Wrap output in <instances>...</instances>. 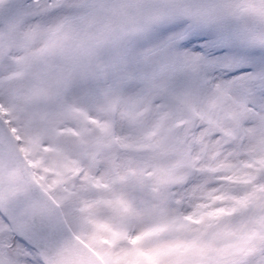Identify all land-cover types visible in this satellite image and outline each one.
<instances>
[{"label": "snow or ice", "instance_id": "1", "mask_svg": "<svg viewBox=\"0 0 264 264\" xmlns=\"http://www.w3.org/2000/svg\"><path fill=\"white\" fill-rule=\"evenodd\" d=\"M16 73L76 78L82 102L184 149L191 172L170 193L181 217L231 206L212 201L241 195L237 174L264 194V0H0V101ZM0 229L8 261L44 264L3 214ZM233 264H264V241Z\"/></svg>", "mask_w": 264, "mask_h": 264}, {"label": "rangeland", "instance_id": "2", "mask_svg": "<svg viewBox=\"0 0 264 264\" xmlns=\"http://www.w3.org/2000/svg\"><path fill=\"white\" fill-rule=\"evenodd\" d=\"M75 79L49 86L36 73L13 74L0 117L52 209L102 264H233L264 241V194L248 188L253 176L227 178L241 195L212 203L231 206L181 217L170 193L193 159L165 136L131 130L111 110L82 102ZM2 231L0 260L12 264Z\"/></svg>", "mask_w": 264, "mask_h": 264}, {"label": "water", "instance_id": "3", "mask_svg": "<svg viewBox=\"0 0 264 264\" xmlns=\"http://www.w3.org/2000/svg\"><path fill=\"white\" fill-rule=\"evenodd\" d=\"M6 135L13 145L8 151L16 157L19 165L12 159L10 163L5 156L4 162L0 158V166L4 167V172L0 169V210L3 215L12 221L16 231L33 240L45 264H100L89 251L80 247L65 222L50 211L7 131ZM10 168L17 177L11 175Z\"/></svg>", "mask_w": 264, "mask_h": 264}]
</instances>
